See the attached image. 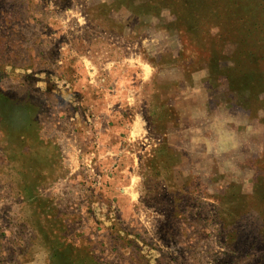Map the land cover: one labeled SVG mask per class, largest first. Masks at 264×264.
<instances>
[{
	"label": "rangeland",
	"instance_id": "1",
	"mask_svg": "<svg viewBox=\"0 0 264 264\" xmlns=\"http://www.w3.org/2000/svg\"><path fill=\"white\" fill-rule=\"evenodd\" d=\"M91 49L151 65L118 157ZM0 264H264V0H0Z\"/></svg>",
	"mask_w": 264,
	"mask_h": 264
},
{
	"label": "crops",
	"instance_id": "2",
	"mask_svg": "<svg viewBox=\"0 0 264 264\" xmlns=\"http://www.w3.org/2000/svg\"><path fill=\"white\" fill-rule=\"evenodd\" d=\"M98 52L91 49L77 54V74L74 80L65 82L64 95H70L71 88L81 91L86 105L93 113L99 115L95 126L103 131L100 142L108 145L107 151L118 157L122 151H128L127 147L122 148L121 144H128L135 137L144 134L142 109H138L136 105L138 100L142 99L138 87L151 79L152 69L149 62L144 61L137 53L131 55L112 49L105 54ZM127 172L124 186L117 188L123 187L124 192L128 193L124 195L125 198L132 202L128 195H132V190L137 192V188L132 187L136 183L135 172L133 169ZM118 176L113 177L115 182ZM120 189L122 188L118 190Z\"/></svg>",
	"mask_w": 264,
	"mask_h": 264
}]
</instances>
